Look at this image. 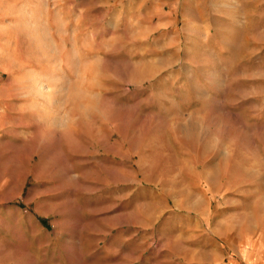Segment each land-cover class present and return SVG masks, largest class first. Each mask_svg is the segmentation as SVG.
I'll return each mask as SVG.
<instances>
[{
	"label": "rangeland",
	"instance_id": "374dc122",
	"mask_svg": "<svg viewBox=\"0 0 264 264\" xmlns=\"http://www.w3.org/2000/svg\"><path fill=\"white\" fill-rule=\"evenodd\" d=\"M0 142L66 264H264L193 230L264 233V0H0Z\"/></svg>",
	"mask_w": 264,
	"mask_h": 264
},
{
	"label": "crops",
	"instance_id": "0c3cea01",
	"mask_svg": "<svg viewBox=\"0 0 264 264\" xmlns=\"http://www.w3.org/2000/svg\"><path fill=\"white\" fill-rule=\"evenodd\" d=\"M35 116L41 117L38 114ZM10 154L9 143L0 142L1 177L4 172L9 173L7 168L10 162ZM27 163L30 165L31 161L27 160ZM20 168L23 171H21L22 178L9 177V173L1 185L3 190L5 185L8 188L10 180L15 181L17 179L21 182L17 187L16 198L11 199L9 193H0V246H2V253L8 258L11 251L17 252L19 255L17 264H66L71 258L67 256L68 253L64 248L59 247L58 241H84L89 235L88 231L82 227L77 233L78 227H64L63 216H52L55 210L53 203L57 200V196L49 191L51 188L53 190L52 185L49 186L50 189H47V192H40L43 194L41 199L44 200L47 207L37 205L36 208H32L16 204L14 200L23 193L27 184L31 182L28 178L27 166L26 168L20 166ZM15 172L18 173V169ZM35 182L40 183L41 181L35 180ZM41 190H46L45 186H41ZM194 226V234L197 235V239L194 241H236L232 243L233 248L231 250L242 260L248 263L251 260H261L262 243L254 241H264V233L258 232L253 235L248 227L244 229L245 227L241 228L238 225L231 227L224 225L222 228L212 227L209 230L205 229L203 224L199 222L195 223ZM63 229L66 230L63 231ZM84 233L86 237H84ZM187 241L191 240L187 239ZM223 246L225 245L223 244Z\"/></svg>",
	"mask_w": 264,
	"mask_h": 264
}]
</instances>
